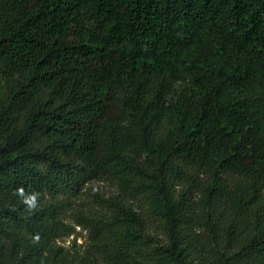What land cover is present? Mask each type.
<instances>
[{"label": "trees", "instance_id": "obj_1", "mask_svg": "<svg viewBox=\"0 0 264 264\" xmlns=\"http://www.w3.org/2000/svg\"><path fill=\"white\" fill-rule=\"evenodd\" d=\"M0 264H264V0H0Z\"/></svg>", "mask_w": 264, "mask_h": 264}, {"label": "rangeland", "instance_id": "obj_2", "mask_svg": "<svg viewBox=\"0 0 264 264\" xmlns=\"http://www.w3.org/2000/svg\"><path fill=\"white\" fill-rule=\"evenodd\" d=\"M97 192L103 194V195H113L116 194V188L109 185L108 183L104 182H92L86 187L85 194L83 196V201L90 202L93 195H95ZM81 199H78L76 204H74L71 209L68 212V215L66 216L65 222L69 227H73L76 229V232L81 236V238L78 239V244H82L84 242V238L87 236V232L83 231L81 227L77 226V220H76V213L81 210L82 205L84 204ZM75 238L74 236H65L64 238L60 239L58 241L59 245H62L64 247L71 246V243L73 242Z\"/></svg>", "mask_w": 264, "mask_h": 264}]
</instances>
